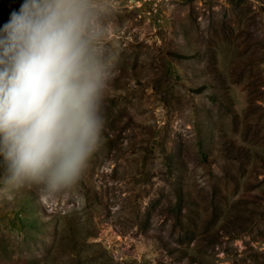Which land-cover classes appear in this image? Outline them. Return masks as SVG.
<instances>
[{"label": "rangeland", "instance_id": "obj_1", "mask_svg": "<svg viewBox=\"0 0 264 264\" xmlns=\"http://www.w3.org/2000/svg\"><path fill=\"white\" fill-rule=\"evenodd\" d=\"M97 25L102 146L73 190L0 198V264H264V0H98Z\"/></svg>", "mask_w": 264, "mask_h": 264}, {"label": "clouds", "instance_id": "obj_2", "mask_svg": "<svg viewBox=\"0 0 264 264\" xmlns=\"http://www.w3.org/2000/svg\"><path fill=\"white\" fill-rule=\"evenodd\" d=\"M98 0H22L0 27V198L71 191L100 150Z\"/></svg>", "mask_w": 264, "mask_h": 264}]
</instances>
